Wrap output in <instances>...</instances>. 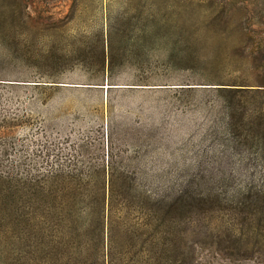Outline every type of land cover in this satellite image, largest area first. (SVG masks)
<instances>
[{
  "label": "rangeland",
  "instance_id": "1",
  "mask_svg": "<svg viewBox=\"0 0 264 264\" xmlns=\"http://www.w3.org/2000/svg\"><path fill=\"white\" fill-rule=\"evenodd\" d=\"M110 149L170 264H264V0H0V264H65L42 172Z\"/></svg>",
  "mask_w": 264,
  "mask_h": 264
},
{
  "label": "trees",
  "instance_id": "2",
  "mask_svg": "<svg viewBox=\"0 0 264 264\" xmlns=\"http://www.w3.org/2000/svg\"><path fill=\"white\" fill-rule=\"evenodd\" d=\"M67 155L42 172V229L63 234L59 249L73 248L60 255L65 264H84L85 243L93 264H170L168 188H144L111 149L88 164L77 151Z\"/></svg>",
  "mask_w": 264,
  "mask_h": 264
}]
</instances>
